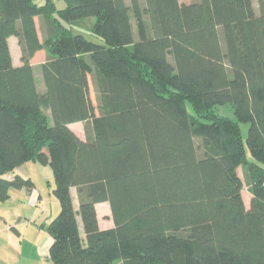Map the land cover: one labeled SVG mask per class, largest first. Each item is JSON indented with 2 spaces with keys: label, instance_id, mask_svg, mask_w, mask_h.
<instances>
[{
  "label": "trees",
  "instance_id": "1",
  "mask_svg": "<svg viewBox=\"0 0 264 264\" xmlns=\"http://www.w3.org/2000/svg\"><path fill=\"white\" fill-rule=\"evenodd\" d=\"M64 4L0 0V201L33 189L20 165L52 169L50 264H264V0Z\"/></svg>",
  "mask_w": 264,
  "mask_h": 264
},
{
  "label": "rangeland",
  "instance_id": "2",
  "mask_svg": "<svg viewBox=\"0 0 264 264\" xmlns=\"http://www.w3.org/2000/svg\"><path fill=\"white\" fill-rule=\"evenodd\" d=\"M46 0H36L37 4H42ZM55 4L56 9H61L64 7V0H52ZM192 0H179V2L188 3ZM89 18L82 19V22H87ZM93 22V18H90ZM74 33H81L88 39L100 43L101 40L92 35L85 28H79L78 25L73 26ZM40 33V32H39ZM40 35V34H39ZM15 40V38H14ZM12 41V51L15 60L19 59V46L18 44ZM35 67H39L40 61L35 57L34 59ZM38 70V69H37ZM89 94L91 98V102L94 106H96V95L94 93L93 86L91 84V80L89 77ZM187 110L192 113V109L190 104L186 103ZM215 111L218 114L230 117L234 119L233 108L231 104L227 103L224 105H218L215 108ZM95 114H98V110L95 109ZM84 125V123H83ZM82 123L80 125L74 126V128L79 131V134L82 138L85 137L84 129ZM240 131L242 138L245 139L248 123L240 122ZM246 155L248 160H252V157L248 150H246ZM18 173L24 176H30L34 182L33 194H26L24 191L23 196H18L17 192L19 189H12V193L8 199L4 201H0V213L7 217L10 221H12V225H14L19 231V243L18 246L24 252H30L34 249L38 244L41 245L42 240L48 235L45 225H47L50 220L55 217L60 210V203L53 192V188L55 186L54 175L52 169L49 166H43L36 161H29L22 166L18 167ZM239 175L244 180V172L240 167L238 169ZM26 175H25V174ZM245 183V182H244ZM73 195L75 196V191H73ZM242 195L245 200V203H249V199L251 197L250 192L248 191L246 183L243 186ZM106 205L99 206V214L100 217L104 218L102 214H105L107 211ZM108 214V213H107ZM110 214V212H109ZM104 226H108V221L103 220ZM82 230V229H81ZM25 258H33L31 256Z\"/></svg>",
  "mask_w": 264,
  "mask_h": 264
},
{
  "label": "crops",
  "instance_id": "3",
  "mask_svg": "<svg viewBox=\"0 0 264 264\" xmlns=\"http://www.w3.org/2000/svg\"><path fill=\"white\" fill-rule=\"evenodd\" d=\"M35 21H36V26L38 28V34H40L39 37H41V32L39 30V18L35 17ZM14 38H15V40H14ZM13 40H14L15 44L16 43L18 44L17 38L15 36H10L8 38V43H9V47H10V51H11V55H12V61H13L14 65H19V64H21V61H20L21 51H20V47H19V56H18L19 59L15 60V58L13 56V51H12L13 50L12 49V43H13L12 41ZM35 57L40 61V63H39L40 65L38 68L35 67V63H34ZM45 61H46V52L44 49H40V50L36 51L30 59V62L32 64L33 70H34V74H35V78H36V82H37V87H38V90H40V91L43 90V83L41 80V70L40 69H41V65ZM81 123L83 125V121L73 122L69 125L71 127V129L79 137H81V135L79 134V131H77L74 128V126L80 125ZM22 165H20V166H22ZM17 170H18V167L16 168V172H17ZM33 189H34V187H33ZM33 189L31 191H27L25 189H19L17 192V195L23 196L24 191L26 194L34 195ZM11 191L12 190H10V193H12ZM70 191H71V195L73 198V204H74V206H77L76 190L74 187H72V188H70ZM73 191H75V196L73 195ZM244 202H245V200H244ZM248 204L245 203L246 206H248ZM100 205H106L105 209L108 208L107 211L110 212V214H109V212H107L108 214L106 212H105V214H102L104 216V218L100 217V214L98 211ZM95 207H96L97 221H98L99 228L100 229H107V228L114 227V222H113V219L111 216V211H110V207H109L108 202L104 201V202L97 203ZM104 219L106 221H108V223H109L108 226H104V224H103ZM19 235H20V231L14 225H12V221L7 219V217H4L0 213V264H50L48 254H49V247H50V244L52 242V238L49 234L44 238V240H42L41 245L38 244L30 252H24L18 246V243L20 241ZM29 256H31L33 258V260L31 258H25V257H29Z\"/></svg>",
  "mask_w": 264,
  "mask_h": 264
}]
</instances>
